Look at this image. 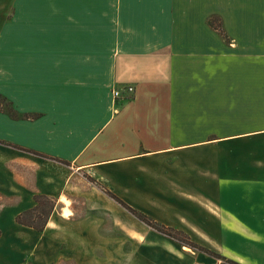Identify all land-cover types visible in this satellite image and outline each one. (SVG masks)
I'll list each match as a JSON object with an SVG mask.
<instances>
[{"label":"crops","instance_id":"1","mask_svg":"<svg viewBox=\"0 0 264 264\" xmlns=\"http://www.w3.org/2000/svg\"><path fill=\"white\" fill-rule=\"evenodd\" d=\"M208 1L0 0V140L15 144L0 143V194L19 197L4 216L57 198L38 233L57 258L128 240L125 207L85 192L101 184L199 241L231 226L219 253L264 264V41L227 46Z\"/></svg>","mask_w":264,"mask_h":264},{"label":"rangeland","instance_id":"2","mask_svg":"<svg viewBox=\"0 0 264 264\" xmlns=\"http://www.w3.org/2000/svg\"><path fill=\"white\" fill-rule=\"evenodd\" d=\"M202 14L203 23H207L208 25L212 23L213 26L211 28L217 30L223 36L227 46H232L231 42L236 40H242L246 44H249V41L260 43L264 41V0H209L206 10L202 11ZM240 26H242V29ZM121 92L120 98L125 96L122 90ZM0 104V109L6 112L10 111L11 107L5 98L0 97ZM0 143L11 146L15 145L6 140ZM84 178L94 183L96 181L87 174L84 175ZM79 185L83 187L86 183H80ZM99 186L105 193L98 190L90 192L88 191V187H85V192H89L91 200L102 202L109 200L110 197L115 200L110 193L118 196L107 187L101 184ZM68 195L73 201L76 217L85 214L87 210L84 208V203L87 197L70 191ZM49 198L55 201L53 209L51 207V200H42L39 210L22 215L21 219L24 221L33 220L36 224H41L51 209L52 212L55 211L57 205V198L53 196H49ZM18 200V196L1 197L0 194V264H236V261L230 256L221 255L218 251L221 250V247L228 251L233 249L231 226L222 227L224 234L222 232H220V235L211 233L212 236L217 237V241H199L194 239L190 233L175 227L176 231L171 232V235H174L172 237L139 219L117 200L115 201L125 207L130 216L126 218L119 216V214L117 215V219L119 221L121 219L126 225V233L122 232V236L128 235V240L120 241L119 239L117 240L118 242H108V244L112 245L113 249L111 256L107 254L110 253L109 251L96 249L93 252L94 255L85 258L80 263L69 258L59 259L55 255L58 249L56 243L49 241L47 244L44 243V246H39V230L21 224L16 220L19 213L32 209L34 206L25 210H10L7 216H4L8 210L4 208L5 205L17 203ZM124 202L157 221L151 214L152 210L150 208L147 210L139 209L131 206L126 201ZM66 210L67 208L64 212ZM108 210L97 209L94 211L97 215H102L104 211ZM111 220L114 222L113 218ZM119 236V231L113 233V237ZM143 248L148 250L158 248V251L155 256H141L139 254H141L140 250Z\"/></svg>","mask_w":264,"mask_h":264},{"label":"trees","instance_id":"3","mask_svg":"<svg viewBox=\"0 0 264 264\" xmlns=\"http://www.w3.org/2000/svg\"><path fill=\"white\" fill-rule=\"evenodd\" d=\"M210 24L212 25V23H210ZM212 26H213V25H212ZM0 97H2V96L0 95ZM3 98H4V97H3ZM0 108H1V104H0ZM11 114H12L13 116L16 115L15 112H11ZM29 116H30V115L27 114V117H29ZM0 142H3V141L0 140ZM20 148H21V149H24V148H22V147H20ZM25 150H26V149H25ZM28 151H31V150H28ZM33 152H34V151H33ZM34 153H36V154H38V155H41V156H44V157H49V156H45L44 154H41V153H39V152H34ZM58 161H61V162L65 163V164H68V162L65 161V160H58ZM110 194H111V196H112L115 200H117V201H118L119 203H121L123 206L127 207V208H128V209H129V210H130L135 216H137L139 219L145 221V222H146L147 224H149L150 226H153V227L156 228L157 230H159V231H161V232H163V233H165V234H167V235H169V236H172V235H171V232H175V231H176L175 228H173V227H171V226H166L165 224H162V223H159V222H157V221L151 219L147 214L142 213V212H140V211H138V210H136V209H134V208L128 206V205H127V204H126L121 198H119V197L116 196L115 194H113V193H110ZM47 199H49V200L52 201V205H51V207H52V209H53L54 206H55V201H54V200H52L51 198H49L48 195H44V194H36V195H35L36 205H35L32 209H29V210H26V211H23V212L19 213V214L17 215V217H16L17 222H19V223H21V224H24V225H27V226L34 227L35 229H37V230H39V231H42L43 228H45L46 225H47V222H48L49 217H50V215H51L52 209H51V211L46 215L45 219L42 220V223H41V224H36L35 222H33V220H32V221H27V220L24 221V220H22L21 218H22V215H26V214H29V213L32 212V211L39 210V208L41 207V204H42V200H47ZM173 236H174V235H173ZM173 236H172V237H173ZM236 264H239V263L236 262Z\"/></svg>","mask_w":264,"mask_h":264},{"label":"built area","instance_id":"4","mask_svg":"<svg viewBox=\"0 0 264 264\" xmlns=\"http://www.w3.org/2000/svg\"><path fill=\"white\" fill-rule=\"evenodd\" d=\"M126 90L128 91V92H133L134 91V87L133 86H129V87H127L126 88ZM121 90H119V89H115L114 90V95L116 96V97H119L120 95H121Z\"/></svg>","mask_w":264,"mask_h":264},{"label":"bare ground","instance_id":"5","mask_svg":"<svg viewBox=\"0 0 264 264\" xmlns=\"http://www.w3.org/2000/svg\"><path fill=\"white\" fill-rule=\"evenodd\" d=\"M64 200L69 201V200H67L66 198H64ZM68 212H69V211L66 210V211H65V214H68ZM69 215H70V214H69Z\"/></svg>","mask_w":264,"mask_h":264}]
</instances>
